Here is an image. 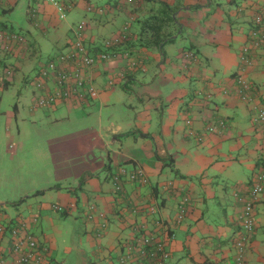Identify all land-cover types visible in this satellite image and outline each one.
Segmentation results:
<instances>
[{"label":"crops","instance_id":"1","mask_svg":"<svg viewBox=\"0 0 264 264\" xmlns=\"http://www.w3.org/2000/svg\"><path fill=\"white\" fill-rule=\"evenodd\" d=\"M59 1L65 19L43 0H0V30L26 37L11 52L0 45V89L36 78L75 40L81 22L93 53L105 40L127 36L116 48L118 59L85 71L97 97L31 109V117L56 111L67 120L96 109L99 119L49 140L50 155L60 163L53 180L45 177L40 188L0 203L5 252L10 229L20 222L47 250L46 264H120L126 244L146 226L167 243L166 264H235L245 199L264 168L263 135L253 121L255 105L264 104V43L252 50L245 71L252 102L239 96L237 76L264 0ZM162 3L174 9L179 31L163 48L139 46L141 21L163 10ZM37 96L35 88L34 103ZM104 109L109 117L102 124ZM117 111L122 116L110 117ZM15 141L22 150L31 145L20 132ZM119 168L143 169L148 183L123 179L116 189L112 177ZM185 197L189 211L178 222ZM7 205L15 207L13 214ZM254 217L246 264H264V192Z\"/></svg>","mask_w":264,"mask_h":264},{"label":"built area","instance_id":"2","mask_svg":"<svg viewBox=\"0 0 264 264\" xmlns=\"http://www.w3.org/2000/svg\"><path fill=\"white\" fill-rule=\"evenodd\" d=\"M57 9L62 19L67 16L66 7L59 0H43ZM132 2V0H129ZM254 26L250 32V44L244 47L240 61L243 64L237 76L239 96L245 101L253 100L252 85L246 77V69L251 66V54L253 49H259L264 43V12L256 14ZM129 24L124 30H128ZM86 23L78 24L75 31V40L67 49L55 57L49 59L42 67L35 78V88L39 92L35 107L47 108L57 105L62 101L76 99L78 102H88L97 97V91L92 86L91 80L85 76V71L96 63L109 62L118 59L121 52L116 49L126 39L127 33L122 36L113 37L103 42L104 49L101 52H90L85 44L84 32ZM25 39L18 34L0 32V45L6 51H14L18 46L23 45ZM115 47L107 51V48ZM11 70H7L10 76ZM3 82L0 79V85ZM113 84L110 82V85ZM254 124L262 132V149L264 153V104L254 107ZM223 125V122H220ZM215 131V127L209 128ZM123 179L141 184H147L148 179L143 169L127 171L119 168L113 175L112 180L116 189H120ZM264 192V168L257 174L254 184L248 197L245 199V207L241 216V231L236 235L234 244L236 249L235 264H246L247 253L253 236L255 235L256 223L254 217V206ZM61 210L60 207H58ZM189 211V198L185 197L178 203L177 220L182 222ZM101 216H104L103 214ZM160 225V224H159ZM6 226L0 219V264H46L47 250L30 235L28 227L22 223H16L10 229V248L5 252L2 241L5 235ZM139 237L134 243L126 244L120 257V264H166L170 258V251L167 243L159 238L155 232H150L143 226Z\"/></svg>","mask_w":264,"mask_h":264},{"label":"rangeland","instance_id":"3","mask_svg":"<svg viewBox=\"0 0 264 264\" xmlns=\"http://www.w3.org/2000/svg\"><path fill=\"white\" fill-rule=\"evenodd\" d=\"M18 28L15 27L21 32ZM46 49L47 46L43 47V51L46 52ZM34 81L35 78L28 82L18 79L9 88L0 89V203L12 195L18 196L26 190L32 192L40 188L45 177L53 180V174H56L60 163L50 155L49 140L69 137L71 130L76 132L89 129L99 119L96 109H90L89 114L88 111H81L79 117L70 120L63 118L62 113L56 111L46 114L41 112L36 117H31L30 112L35 105ZM120 107L127 109L123 104H120ZM108 112L109 110L104 109L102 124L106 123ZM117 116L122 115L118 111L110 114V117ZM8 131L11 132L9 137ZM19 132L22 137L31 139V145L23 150L15 141ZM64 167L62 165L61 169ZM61 171L63 170H59ZM7 207L13 214L15 207Z\"/></svg>","mask_w":264,"mask_h":264},{"label":"trees","instance_id":"4","mask_svg":"<svg viewBox=\"0 0 264 264\" xmlns=\"http://www.w3.org/2000/svg\"><path fill=\"white\" fill-rule=\"evenodd\" d=\"M162 4L164 5H162V7H160L159 9H163V10H160L158 13L151 15L150 17H147L146 19L141 21V25H140L141 28L139 30V39H138L139 46L145 47L148 49L163 48L167 43H170L173 41V37L179 31L180 27L177 25V19L174 16L175 15L174 9L171 8L168 4H165V3H162ZM0 32L9 33V34H18L22 36L21 34L17 32L7 31L3 29H1ZM23 38L25 39V42H23V45H25L26 37H23ZM114 49L115 47L113 46V47L107 48V51L114 50ZM101 51H98V52H101ZM8 52H11V51H8ZM41 69L39 70V72L41 71ZM4 85L5 84L3 83L1 86L4 87ZM58 188L60 187L59 186L53 187V189H58Z\"/></svg>","mask_w":264,"mask_h":264}]
</instances>
